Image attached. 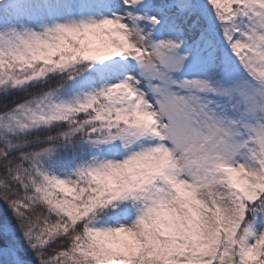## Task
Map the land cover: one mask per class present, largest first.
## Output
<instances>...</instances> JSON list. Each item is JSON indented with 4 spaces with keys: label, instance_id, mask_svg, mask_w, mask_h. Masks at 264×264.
<instances>
[{
    "label": "snow or ice",
    "instance_id": "obj_1",
    "mask_svg": "<svg viewBox=\"0 0 264 264\" xmlns=\"http://www.w3.org/2000/svg\"><path fill=\"white\" fill-rule=\"evenodd\" d=\"M0 264H264V0H0Z\"/></svg>",
    "mask_w": 264,
    "mask_h": 264
},
{
    "label": "trees",
    "instance_id": "obj_2",
    "mask_svg": "<svg viewBox=\"0 0 264 264\" xmlns=\"http://www.w3.org/2000/svg\"><path fill=\"white\" fill-rule=\"evenodd\" d=\"M2 99L3 98H0V100H2ZM0 211H3L5 216L9 215L7 210L4 208L3 204H0ZM2 227H3V217H2V214H0V229H2Z\"/></svg>",
    "mask_w": 264,
    "mask_h": 264
}]
</instances>
